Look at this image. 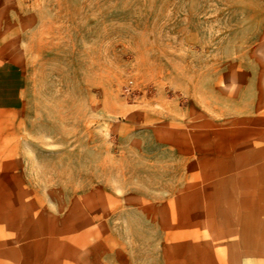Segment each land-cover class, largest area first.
Listing matches in <instances>:
<instances>
[{
    "label": "rangeland",
    "instance_id": "1",
    "mask_svg": "<svg viewBox=\"0 0 264 264\" xmlns=\"http://www.w3.org/2000/svg\"><path fill=\"white\" fill-rule=\"evenodd\" d=\"M0 264H264V0H0Z\"/></svg>",
    "mask_w": 264,
    "mask_h": 264
},
{
    "label": "crops",
    "instance_id": "2",
    "mask_svg": "<svg viewBox=\"0 0 264 264\" xmlns=\"http://www.w3.org/2000/svg\"><path fill=\"white\" fill-rule=\"evenodd\" d=\"M24 77L13 62H0V124L23 105Z\"/></svg>",
    "mask_w": 264,
    "mask_h": 264
}]
</instances>
